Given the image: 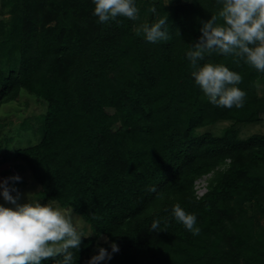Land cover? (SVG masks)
Instances as JSON below:
<instances>
[{"label":"trees","instance_id":"1","mask_svg":"<svg viewBox=\"0 0 264 264\" xmlns=\"http://www.w3.org/2000/svg\"><path fill=\"white\" fill-rule=\"evenodd\" d=\"M134 3L139 19L102 23L93 0H1L9 16L0 20V111L23 93L46 108L36 129L22 120L15 135L33 128V140L0 173L29 171L37 202L80 216L75 264L112 242L119 251L101 264H264V225L255 220L264 212V132L241 131L264 120L256 86L264 72L205 54L199 66L237 72L246 93L241 108L213 105L186 54L220 0ZM166 16L170 39L146 41L142 25ZM177 203L196 216L198 235L171 217Z\"/></svg>","mask_w":264,"mask_h":264},{"label":"clouds","instance_id":"2","mask_svg":"<svg viewBox=\"0 0 264 264\" xmlns=\"http://www.w3.org/2000/svg\"><path fill=\"white\" fill-rule=\"evenodd\" d=\"M220 2L222 6L218 13L202 22V35L186 55L191 62V75L210 103L224 108H241L246 96L237 87L242 82L241 75L223 64L204 63L199 66L198 61L204 60L205 54L216 52L243 59L257 71L264 72V0ZM93 3L94 15L102 23H120L118 17L133 21L139 19L134 0H93ZM148 11L156 13L157 10L150 7ZM167 21L166 16L151 25L143 24L141 31L146 41L169 40ZM9 180L19 181L20 177L16 175L0 182V195L12 205H0V264H41L42 260L49 258H53L55 264H75L71 249H79L83 235L75 226L72 215L47 203L30 202L29 198L27 202L19 203L20 193L14 184L10 187ZM205 190L206 183L201 191L198 188V193ZM164 211L169 210L165 208ZM171 217L193 235L200 233L196 216L187 213L180 204L173 205ZM160 223V220H153L151 229L161 231ZM110 247L111 251H108L98 246L97 254L90 258L88 264L110 260L113 253L119 251L115 242Z\"/></svg>","mask_w":264,"mask_h":264},{"label":"rangeland","instance_id":"3","mask_svg":"<svg viewBox=\"0 0 264 264\" xmlns=\"http://www.w3.org/2000/svg\"><path fill=\"white\" fill-rule=\"evenodd\" d=\"M171 0H165L166 3H170ZM1 2V0H0ZM9 11H6L2 13L0 11V20L8 18ZM257 90L260 94L264 93V77H260L257 79L256 82ZM46 106L44 103L40 102L39 100H36L34 97H31L27 95L26 93H23L20 96L18 103H12V104H5L2 107V110L0 111V171L5 168L6 166H13L18 162L17 152L16 149L18 147L26 146L30 143V141L33 140L34 131L37 127V125L40 123L38 116L45 110ZM23 119L28 120V122H31L33 124V128L26 131L23 130L21 133H15L17 132L18 126H20V123ZM243 135H247L251 132L255 131H262L264 132V120L253 126H248L246 128H243L242 130ZM5 138V140H4ZM32 139V140H31ZM2 142H6L4 146H1ZM4 150H9L11 152L4 153ZM7 154V157H5ZM19 177L24 178L26 181V185L21 188L17 189L20 193V199L19 203L27 202V199L29 198L30 202H37L36 199V193L39 189L38 184L34 179L31 177L29 171L24 170L20 171ZM8 178H5L0 173V182L6 180ZM206 183V177H203L202 179L198 180V188L201 191L204 188V184ZM12 195H16L15 192H12ZM0 205H4L6 207H12L8 202H6L3 199V196L0 195ZM50 206L61 210L62 212H66L72 215L73 221L76 227L81 226L80 216L75 213L74 211L70 209H64L61 208L56 202L49 203ZM256 205V204H255ZM256 221H259V223L264 225V212H260L257 214Z\"/></svg>","mask_w":264,"mask_h":264}]
</instances>
